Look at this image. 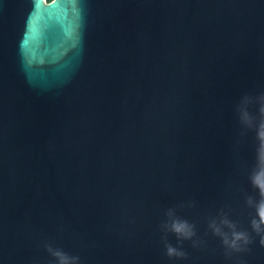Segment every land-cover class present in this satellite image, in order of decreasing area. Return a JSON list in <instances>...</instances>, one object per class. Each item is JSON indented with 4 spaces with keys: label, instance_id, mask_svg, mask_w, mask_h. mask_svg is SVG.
<instances>
[{
    "label": "water",
    "instance_id": "95a60500",
    "mask_svg": "<svg viewBox=\"0 0 264 264\" xmlns=\"http://www.w3.org/2000/svg\"><path fill=\"white\" fill-rule=\"evenodd\" d=\"M260 95L264 0H0V264H264Z\"/></svg>",
    "mask_w": 264,
    "mask_h": 264
},
{
    "label": "clouds",
    "instance_id": "9594fccd",
    "mask_svg": "<svg viewBox=\"0 0 264 264\" xmlns=\"http://www.w3.org/2000/svg\"><path fill=\"white\" fill-rule=\"evenodd\" d=\"M258 103L259 119L256 123L257 137L260 141L259 148L264 150V95H260L256 98ZM249 102L248 98L241 100L240 119L241 122H247L249 114L243 108V105ZM255 183V179L253 181ZM261 194L264 195V184L259 185ZM170 215V214H169ZM259 224L264 225V201L260 203L258 209ZM255 225V221L253 222ZM163 228L167 231H171L177 234L178 238L190 239L193 236V230L190 225L185 221H177L176 219H170L166 221ZM257 234L259 235V245L264 247V230L257 228ZM222 244L226 250L232 252H240L245 249V246L249 244L248 237L241 232L233 231L230 236L222 237ZM48 252L54 258L55 264H78L79 258L74 255H69L60 248H48ZM165 255L169 258H181L184 256V252L171 244L165 245Z\"/></svg>",
    "mask_w": 264,
    "mask_h": 264
},
{
    "label": "trees",
    "instance_id": "16d2710c",
    "mask_svg": "<svg viewBox=\"0 0 264 264\" xmlns=\"http://www.w3.org/2000/svg\"><path fill=\"white\" fill-rule=\"evenodd\" d=\"M47 1H52V0H47Z\"/></svg>",
    "mask_w": 264,
    "mask_h": 264
}]
</instances>
